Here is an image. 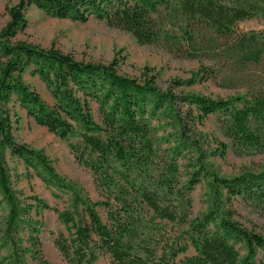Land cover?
<instances>
[{
    "label": "trees",
    "instance_id": "1",
    "mask_svg": "<svg viewBox=\"0 0 264 264\" xmlns=\"http://www.w3.org/2000/svg\"><path fill=\"white\" fill-rule=\"evenodd\" d=\"M169 4V0H19L6 8L9 21L0 29V196L8 215L0 249L8 247L9 252L0 257V264H25L26 254L39 264H52L42 255L37 220L51 208L36 196L18 195L5 160L7 150L30 177L35 175L53 188L56 197L60 191L68 195V206L54 210L67 231L54 241L67 264H96L100 254L108 255L112 264H264V234L248 229L225 208L234 197L264 203V170L221 177L205 162L200 140L186 135L189 128L216 115L223 134L236 147L264 151V96L222 99L177 94L170 88L161 90L155 76L139 80L121 75L116 61H79L54 47L15 40L27 27L25 11L35 5L56 18L80 23L93 18L130 33L139 44H152L163 34L161 7L167 9ZM174 4L183 16L201 20L222 35L230 34L239 21L264 19V0H175ZM240 43L253 50L250 58L258 62L264 35H242ZM28 70L44 83L51 104L24 82ZM196 77L178 85H191ZM13 99L28 118L59 139H80L69 148L76 162L90 170L100 201L91 200L82 186L59 175L43 150L16 141L8 108ZM92 105L97 106L98 120ZM160 120L180 135L172 155L183 150L197 154L186 189L201 178L207 180V209L192 220L184 208L189 201L174 188L176 163L171 159L160 167L157 162L152 121ZM99 208L105 209V221ZM164 221L185 226V241L194 255L178 259L188 246L166 239ZM25 232L27 247L19 235ZM237 245L245 250L243 256Z\"/></svg>",
    "mask_w": 264,
    "mask_h": 264
},
{
    "label": "rangeland",
    "instance_id": "2",
    "mask_svg": "<svg viewBox=\"0 0 264 264\" xmlns=\"http://www.w3.org/2000/svg\"><path fill=\"white\" fill-rule=\"evenodd\" d=\"M19 0H0V29L9 21L7 7L14 6ZM175 0H169V6L161 7V24L163 34L152 44H139L128 32L109 27L102 21L91 18L85 23L69 19L56 18L45 14L35 5H31L25 16L27 27L19 31L16 41H24L44 49L54 47L63 53L71 54L75 59L85 62L108 64L117 62L121 75L142 79L145 75L156 77V84L161 90L172 89L177 94L195 93L212 98H230L264 96V44L259 46L260 58L256 62L250 58L253 50L240 43L242 35L255 33L264 35V19L255 17L237 22L232 32L227 35L218 34L207 23L198 19H190L177 12ZM261 44V43H260ZM196 75L194 82L189 81ZM24 82L35 90L43 100L52 103L44 83L31 70L23 74ZM13 116L14 137L17 142L34 149L43 150L51 160L59 175L82 186L93 201H100L92 174L89 169L80 166L69 148V143H79L80 139L66 142L40 127L26 115L13 99L8 106ZM186 108V106H185ZM92 112L98 120L97 106L92 105ZM218 116H209L203 122L189 128L188 137L200 140L205 162L221 177H234L245 171L260 172L264 170V151H255L236 147L227 138L218 123ZM156 128L155 138L160 167L173 160L178 168L175 190L184 194V204L192 220L207 209V180L200 179L190 190L186 189L193 171L192 160L197 154L183 150L171 154L180 137L178 132L164 120L152 121ZM196 129L195 131L193 130ZM6 164L11 176L12 186L22 199L38 197L51 209L43 210L37 217L41 223L39 240L44 258L52 264H67L55 246L59 235H67L65 226L58 220L54 210H63L68 206V195L60 191L58 197L55 190L48 187L35 175L29 176L23 163L5 153ZM225 208L233 212L234 218L242 225L257 233L264 234V203L246 200L242 197L231 198ZM98 212L105 221L104 208ZM33 214V213H32ZM8 215V208L0 196V245ZM166 239L180 245L187 244L183 259L194 255L193 248L185 241V226L162 222ZM25 242L26 232L19 233ZM163 235V234H161ZM240 256L245 250L236 246ZM8 247L0 249V257L8 254ZM258 254V261L261 260ZM25 264H39L30 254L24 256ZM96 264H112L106 254H100Z\"/></svg>",
    "mask_w": 264,
    "mask_h": 264
}]
</instances>
